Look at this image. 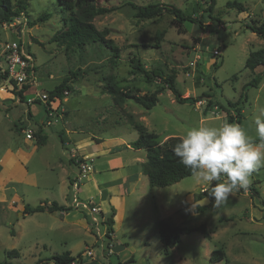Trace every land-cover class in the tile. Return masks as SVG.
I'll return each instance as SVG.
<instances>
[{"label":"rangeland","instance_id":"obj_1","mask_svg":"<svg viewBox=\"0 0 264 264\" xmlns=\"http://www.w3.org/2000/svg\"><path fill=\"white\" fill-rule=\"evenodd\" d=\"M12 1H23L26 10L11 23L0 21V56L5 43L19 42L34 59L39 92H49L71 73L78 76L63 101V117L42 128L48 140L41 145L37 137L27 140L17 125L28 123L30 110L29 129H39L46 121L44 106L27 104L35 87L22 100L14 95L0 57V262L36 264L66 252L91 260L85 256L90 251L99 258L98 264H215L210 256L222 250L225 259L217 264H264V211L260 210L264 207V166L253 173L248 186L259 192L256 200L249 192L233 191L216 205L202 193L216 182L198 183L193 176L169 187H152L143 173L147 152L132 148L139 132L129 119L133 115L158 135L162 145L171 137L181 138L191 127L229 122L228 103L244 101L245 96L240 126L259 141L254 116L264 109V67L251 72L245 65L251 52L264 48V39L247 28L252 22H264V0H216L212 19L204 13L210 0H98L100 8H116L94 20L98 30L111 31L108 38L121 51L115 67L109 64L106 48L92 44L66 53L53 42L67 14L57 0ZM229 2L242 4L246 12L228 8ZM130 3L174 5L208 27L185 23L180 32L168 13L140 20ZM134 57L147 71L175 74L183 98L197 102L178 103L165 89L151 110L133 101L122 108L115 106L104 90V77L113 76L120 87L136 95L166 88L161 79L147 83L143 74L133 70ZM215 63L219 65L216 71ZM258 74H263L259 86L246 87ZM16 100L21 102L17 105ZM81 164L90 165L91 171L80 181L78 198L80 202L92 200L100 208L95 214L98 226L90 213L86 214L89 225L79 218L82 212L69 219L61 212L25 214L26 206L72 205L70 185L79 179ZM113 214V248L122 246L117 251L106 238V220ZM222 218L232 220L220 223ZM162 222L186 228L205 224L211 238L200 232L183 233L180 243L166 253L160 239ZM11 250H17L18 257L8 258Z\"/></svg>","mask_w":264,"mask_h":264},{"label":"trees","instance_id":"obj_2","mask_svg":"<svg viewBox=\"0 0 264 264\" xmlns=\"http://www.w3.org/2000/svg\"><path fill=\"white\" fill-rule=\"evenodd\" d=\"M58 6L64 11L66 16L64 17V26L54 37L53 42L64 47L66 53H74L76 51H83L86 46L95 44L98 45L100 49L106 48L110 51L109 64L112 67L117 65L118 60L121 56L120 49L114 44L113 40L108 38L111 33L109 29L98 30L94 25V20L98 16H103L105 14L111 13L116 10V8H100L98 0H57ZM132 8L136 10V18L140 20H149L162 16L164 13H168L174 16L176 22V27L178 31H182V27L185 23L199 24L200 28L204 29L205 23L198 19L196 16L187 15L180 8L174 5L168 4H149L146 6H139L130 3ZM216 6V0H210L206 3V9L204 13H210V18L212 19V14ZM228 8H235L240 13L246 12V8L238 2L227 3ZM26 10V3L19 1L16 4L12 0H0V21L2 23H11L12 21L21 17ZM41 20H45L41 18ZM253 33L257 34L260 38L264 39V22L255 23L247 27ZM160 39V37H159ZM159 47L160 45L157 44ZM133 65V70L144 75L147 83H152L155 79H161L166 88L158 89L151 94L136 95L133 92L122 88L115 81L113 76L104 77V90L112 96L115 106L120 108L124 107L127 101H133L138 106L143 107L146 110H151L159 101V95L168 89L174 95L175 100L178 103L184 104L186 102H194L197 100H192L190 97L183 98L181 92L176 86V75H165L161 70L147 71L138 57H134L131 60ZM259 67H264V48L251 52L246 60L245 68L251 72ZM219 68V65L215 63V71ZM72 75V76H71ZM70 76L63 79L61 84L51 89L49 93L50 101L60 100L64 101L66 98L65 92L72 91L70 83L73 79L77 78V74L71 73ZM4 77H7V73H4ZM263 78V74H258L255 76L251 82H249L246 87H258ZM12 86V91L15 96H18L20 100L24 99V93L27 92L30 87L25 85L22 89L16 85L12 80H9ZM243 99V98H242ZM240 99L238 102L232 104L228 103L231 111L227 113V117L230 123H235L241 125L243 119V104L246 102V97L244 96V101ZM35 104V103H34ZM211 106V103H210ZM220 107V106H219ZM218 107V108H219ZM217 108V107H216ZM223 111L224 108L222 107ZM27 118L32 119L31 111L27 115ZM129 119L131 125L139 132V138L132 143V148L135 150H146L147 161L144 163L143 173L147 176L149 184L152 187L165 188L175 185L185 178L191 177V170L184 167L179 163L178 158L174 155L173 148L180 141V137H171L164 144H160L159 137L156 134L150 133L148 129L138 123L134 116L129 114ZM27 124V123H26ZM23 126L17 125V129L22 130ZM35 137L40 140L41 145H45L48 140V136L40 126L39 129L35 131ZM254 143H259L258 140H252ZM74 164H77L75 161ZM84 162V159L81 160ZM211 188L202 192L205 196L209 198L211 202L214 198L209 196ZM238 193L249 192L252 199H260L259 192L254 188L237 189L233 190ZM257 202V201H256ZM254 202V206L258 207L257 203ZM262 206H264V201H261ZM254 207V208H255ZM259 208V207H258ZM260 209V208H259ZM72 209L66 206H60L57 202L51 204H41L37 207H25V214H35L39 212L47 211L49 213L54 212H70ZM264 211L263 209H260ZM114 214L109 217L107 222L106 238L108 239V246L113 242L112 235L114 233ZM232 219H220L219 222H225ZM262 218L260 219V221ZM264 220V216H263ZM200 232L205 238L210 239L211 233L207 229L205 224H202L194 228L186 227H174L171 224L162 222L160 226V239L164 246L165 252L169 253L174 247H176L181 241V235L183 233ZM19 252L17 250H11L6 253L8 258L18 257ZM225 259V253L222 250H215L210 256V261L212 263H220ZM85 257L81 254L77 258L71 256L70 252H66L62 255L54 256L48 260L38 261L36 264H45L43 262H51L52 264H84ZM0 264H14L8 261L0 262Z\"/></svg>","mask_w":264,"mask_h":264},{"label":"clouds","instance_id":"obj_3","mask_svg":"<svg viewBox=\"0 0 264 264\" xmlns=\"http://www.w3.org/2000/svg\"><path fill=\"white\" fill-rule=\"evenodd\" d=\"M254 124L259 143L241 126L224 121L218 126L191 127L173 148L179 163L191 170L198 183L216 182L209 192L216 205L233 190H246L253 173L264 166V109L254 116Z\"/></svg>","mask_w":264,"mask_h":264},{"label":"built area","instance_id":"obj_4","mask_svg":"<svg viewBox=\"0 0 264 264\" xmlns=\"http://www.w3.org/2000/svg\"><path fill=\"white\" fill-rule=\"evenodd\" d=\"M214 55L218 56L220 53L218 50L213 51ZM4 64H6L5 73H7L8 80H12L16 83L19 89H22L25 85H29L30 89L34 90L31 94L33 96L27 99L28 105L39 104L43 105L45 109L46 121L42 123V128H49L54 123H58L64 115L62 109L63 102L60 100L50 101L48 92L37 91L36 82V66L33 57L25 51L19 42H7L3 45L2 55L0 56ZM65 96L68 92L64 93ZM21 102V101H20ZM29 113V110H27ZM27 122L30 124V119L27 118ZM23 127L22 132L25 133L27 140H33L35 138V131L33 128L29 129V124ZM40 128V127H39ZM91 171V166L88 164H81L79 167L80 177L76 181H73L71 188L74 190L73 207L76 209H82L87 214H91L94 225L99 224L98 218L95 214L100 213V208L91 200L89 202H80L78 198V192L80 190V181L88 176ZM205 191V190H204ZM86 257H92V253L87 251Z\"/></svg>","mask_w":264,"mask_h":264},{"label":"crops","instance_id":"obj_5","mask_svg":"<svg viewBox=\"0 0 264 264\" xmlns=\"http://www.w3.org/2000/svg\"><path fill=\"white\" fill-rule=\"evenodd\" d=\"M14 103H16L17 105L20 103V101H14ZM14 106V105H13ZM23 120L21 119L20 120V122H22ZM22 124H24V125H27L26 123H22ZM74 156V155H73ZM71 184V183H70ZM70 187H71V185H70ZM205 190H207V189H205ZM111 198H112V196H110ZM71 204H73V201H72V203ZM60 205V204H59ZM60 206H66V207H72L73 205H65V204H62V205H60ZM77 212H82V213H80V214H78ZM64 216H66V218H72V217H74V215H77L78 214V216H79V218H81L82 219V222H83V224H85V225H89V220H88V215H86L87 213H85L84 211H82V209H73V210H71L70 212H61ZM75 219V218H74ZM114 221H115V216H114ZM114 226H115V224H114ZM114 226H113V228H114ZM115 233V232H114ZM113 233V235H112V238H113V242L111 243V245H109V247H114V242H115V234ZM120 249L122 246H115V249H114V251H117L118 249ZM112 248L109 250V251H111L112 252ZM86 254V253H85ZM110 255V254H109ZM98 259L99 258H95V257H93V258H91V260L89 259L88 260V258L87 259H85L84 261V264H98Z\"/></svg>","mask_w":264,"mask_h":264}]
</instances>
